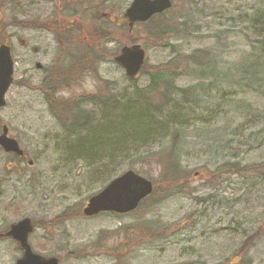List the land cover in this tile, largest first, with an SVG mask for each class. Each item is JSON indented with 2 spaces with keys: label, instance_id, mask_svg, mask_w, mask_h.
Instances as JSON below:
<instances>
[{
  "label": "rangeland",
  "instance_id": "374dc122",
  "mask_svg": "<svg viewBox=\"0 0 264 264\" xmlns=\"http://www.w3.org/2000/svg\"><path fill=\"white\" fill-rule=\"evenodd\" d=\"M129 2L0 0V43L14 61L0 132L6 125L25 156L13 166L0 148V228L30 217L32 249L60 264H264V24L255 21L264 0H172L163 19L179 32L165 43L147 25L127 30ZM94 9L108 14L98 19ZM132 44L144 49L146 67L195 53L176 80L192 89L193 102H181L190 125L175 151L188 178L164 192L160 158L136 160L132 170L154 194L127 215L85 216L87 199L128 168L66 163L58 147L67 112L50 110L48 99L64 107L131 87L112 58ZM199 60L209 74L198 79ZM135 81L144 86L145 75ZM16 251L1 241L0 264Z\"/></svg>",
  "mask_w": 264,
  "mask_h": 264
},
{
  "label": "trees",
  "instance_id": "16d2710c",
  "mask_svg": "<svg viewBox=\"0 0 264 264\" xmlns=\"http://www.w3.org/2000/svg\"><path fill=\"white\" fill-rule=\"evenodd\" d=\"M165 14L154 15L147 22L142 23L150 27L151 37L156 40L165 37L164 43L167 38L179 32L174 23L164 22ZM257 14L255 21L264 24V7L261 13ZM193 59L195 53L175 54L164 64L151 67H146L144 64L138 75H145L144 86H137L135 81L137 76L128 79L131 82L129 88L88 95L80 98L79 101H68L64 107H61L53 96L48 99L50 110L54 107L55 110L61 108L67 112V122L61 123L63 135L58 147V151L64 156V161L73 163L81 160L98 172L99 169L103 170L109 166L114 170L124 164L128 169L139 171L136 168V160L143 163L159 157V178L168 182L164 192H170L168 189L175 186L182 188L188 177L178 164L175 151L177 143H181L183 135L185 136L184 131L190 125V119L187 109L181 105V102L189 105L193 99H189L192 89L178 87L176 80L184 75L186 70L178 69L179 65L190 63ZM195 67L201 68L200 73L195 75L196 78H203L209 74L208 63L199 60ZM197 87L201 88L202 84L198 83L192 88L195 90ZM87 105L91 108L84 110ZM162 153L165 155L158 156ZM228 165L234 171L244 168H240L237 163ZM154 191L155 188L139 206L148 200Z\"/></svg>",
  "mask_w": 264,
  "mask_h": 264
},
{
  "label": "water",
  "instance_id": "95a60500",
  "mask_svg": "<svg viewBox=\"0 0 264 264\" xmlns=\"http://www.w3.org/2000/svg\"><path fill=\"white\" fill-rule=\"evenodd\" d=\"M171 6L170 0H132L124 11L129 28L136 22L147 21L152 15L160 14ZM145 52L138 44L123 46L113 58L115 64L124 69L127 77L134 78L140 71ZM13 60L8 45H0V107L5 105V94L12 83ZM0 147L5 152L22 155L17 141L7 136V127L2 126ZM153 189L152 182L133 170H126L113 178L98 193L91 196L82 209L85 216H93L100 212L127 213L134 210L140 201ZM33 231L31 219L24 217L9 226V230L0 236L11 237L23 251V255L15 264H57L56 257L44 258L32 252L28 244V236Z\"/></svg>",
  "mask_w": 264,
  "mask_h": 264
},
{
  "label": "flooded vegetation",
  "instance_id": "af4514ba",
  "mask_svg": "<svg viewBox=\"0 0 264 264\" xmlns=\"http://www.w3.org/2000/svg\"><path fill=\"white\" fill-rule=\"evenodd\" d=\"M100 2L102 1V0H99ZM107 1V0H106ZM91 7V6H90ZM94 11L96 12L94 15H96V18H98V19H100L101 17H102V15L104 16V15H107L108 13H98L97 12V10L96 9H94ZM81 14H82V11L80 12ZM77 16H79V15H76V17ZM24 159H25V156L23 157H18L17 158V160H19V161H24ZM8 228H9V225L8 226H5V227H3V228H0V234H2V233H4V232H6L7 230H8ZM10 240V238H8V237H3V236H1L0 237V242L1 241H4V240ZM19 250L18 251H16L17 253L15 254V256L14 257H12L9 261H7L6 262V264H15L16 263V260H18L19 258H21L22 257V255H23V252H22V250L20 249V248H18ZM41 254V253H40ZM44 258H48V257H51V256H54L53 254H41ZM58 264H60V262H59V260H58Z\"/></svg>",
  "mask_w": 264,
  "mask_h": 264
}]
</instances>
